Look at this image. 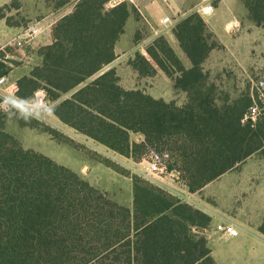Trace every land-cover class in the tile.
<instances>
[{"label": "trees", "instance_id": "1", "mask_svg": "<svg viewBox=\"0 0 264 264\" xmlns=\"http://www.w3.org/2000/svg\"><path fill=\"white\" fill-rule=\"evenodd\" d=\"M110 1L57 0V8L71 11L52 25L42 62L9 91L24 97L43 91L52 101L70 94L51 113L54 119L126 157H141L148 147L170 152L168 171L178 172L190 193L264 148L262 119H246L249 97L220 106L200 93L185 109L122 88L116 69L106 67L116 60L115 45L136 10L127 1L107 8ZM241 1L249 19L263 25L264 0ZM205 27L193 15L172 30L192 67L183 66L164 38L132 65L141 75L171 76L168 61L194 83L212 49ZM8 62L0 55V77L12 71ZM133 188V208L119 204L69 168L26 149L5 131L0 115V264H217L206 237L195 232L209 224L207 214L141 179Z\"/></svg>", "mask_w": 264, "mask_h": 264}, {"label": "rangeland", "instance_id": "2", "mask_svg": "<svg viewBox=\"0 0 264 264\" xmlns=\"http://www.w3.org/2000/svg\"><path fill=\"white\" fill-rule=\"evenodd\" d=\"M133 1L137 28L122 34L115 48L117 58L106 67V70L116 69L122 88L139 90L185 109L193 106L192 99L200 93L209 94L220 106L249 97L253 104L246 119L254 121L260 117L264 123V24L258 26L249 19L248 10L241 0H214L216 9L222 8L225 13L216 12L211 17L201 13L204 0ZM57 7V0H13L0 8V20L8 30L0 36V55H5L12 68L7 76L8 87L18 78L29 75L42 62V48L50 43L52 25L64 13ZM193 15L204 19L206 39L212 47L202 64V78L188 84L182 78L183 74L168 61L171 76L159 71L141 75L132 63L159 38H164L174 48L184 67L191 66L172 30L179 21ZM167 16L175 21L170 29H165L162 24V19ZM228 19L232 20L229 26L226 25ZM36 25L41 30L31 38L28 31ZM69 95L55 101L60 103ZM0 115L5 131L26 149L37 151L69 168L121 205L133 208L135 179L155 187L159 181L165 185L163 188L195 209L214 217L226 214L231 218H241L247 223L258 224L259 230L264 232V215H259L261 209L264 211V148L191 195L177 176L149 175L148 151L141 157H126L63 124L65 131L42 119L9 123L4 113L0 111ZM131 137L136 143L143 141L140 134H132ZM164 154L160 155L169 163L171 153ZM236 213H242L243 217ZM199 223L203 225L204 221L199 220ZM254 245L252 240L244 245H232L234 256L219 260L223 264H255L256 258L249 254ZM260 246L264 247V244L260 243ZM262 261L264 263V259Z\"/></svg>", "mask_w": 264, "mask_h": 264}, {"label": "crops", "instance_id": "3", "mask_svg": "<svg viewBox=\"0 0 264 264\" xmlns=\"http://www.w3.org/2000/svg\"><path fill=\"white\" fill-rule=\"evenodd\" d=\"M11 1L13 0H0V8L6 6L7 4H9ZM127 1L130 5L135 4L133 0H111L106 7L107 8H112L118 4H120L121 2ZM205 1V0H204ZM214 5V3H213ZM138 9L139 12H141V10L136 7ZM215 10L213 11V13H211L210 15H206L205 17H211L213 16L216 12L221 13L224 12L222 8L220 9H216V7L214 6ZM58 11L60 10L61 12H64L58 19L64 17L65 15H67L72 7L71 6H63V7H59L56 8ZM38 11V8L36 9ZM38 14V13H36ZM134 12L129 16L127 22H126V26H125V31L124 33H131L133 31H135V29L137 28L136 25V20L134 18ZM143 15V14H142ZM143 17L145 18V16L143 15ZM168 17V16H167ZM57 19V20H58ZM147 19V18H146ZM56 20V21H57ZM55 21V22H56ZM54 22V23H55ZM232 22V20H226V25ZM7 26L5 24L2 23V21L0 20V36L1 34H6L7 33ZM123 33V34H124ZM122 36V35H121ZM118 47V41L115 45V48ZM26 76V75H25ZM22 78V77H20ZM18 78V79H20ZM17 79V80H18ZM220 178V177H219ZM261 213H259L260 216L264 215V211H260ZM210 217V222L207 226L203 227L200 230H196L195 232L200 233L202 235H204L208 241V246L211 250V255L214 258L215 262L217 264H223V262H221V260H219L220 258H228L230 259L231 257H233L234 255L233 253V247L232 245H244L246 244L248 241L252 240L254 242V247L250 248V256H254L256 258L255 264H264L263 263V259H264V247L260 246V243L264 244V232H262L261 230H259V225L255 224V223H247L245 220L241 219V218H231L229 217V215L226 214H219V216L214 217L213 215H210L208 213H205ZM238 216H242L243 214H237ZM234 221L235 223L238 224V226L241 229L240 235L236 238H227L224 237L220 232L216 231V225L223 222V221ZM209 231V233H205ZM202 232V233H201ZM212 236V240L210 238V236ZM232 247V248H231ZM255 248V249H254ZM261 262V263H260Z\"/></svg>", "mask_w": 264, "mask_h": 264}, {"label": "built area", "instance_id": "4", "mask_svg": "<svg viewBox=\"0 0 264 264\" xmlns=\"http://www.w3.org/2000/svg\"><path fill=\"white\" fill-rule=\"evenodd\" d=\"M213 1L214 0H205L204 4L201 6V13L203 15H210L211 13H213V11L215 10L214 5H213ZM174 23H175V21L172 20L170 17H165L164 19H162V24L165 25V29L166 28L167 29L172 28L174 26ZM40 30H41V28L39 25L31 27L28 31V36L33 38L34 36H36L38 34V32H40ZM159 32H157L156 34H159ZM11 94L12 93L9 91L8 84H7V77H5V76L0 77V98H2L5 95H11ZM36 95L40 99L41 106H43L45 92H43V91L38 92ZM47 98L49 101H52L49 99L48 96H47ZM1 112L3 113V111H1ZM41 119L44 122H46L47 124H50L51 126L57 128V129H60L61 131H65V129L61 126V123L51 116V112H49L47 115L43 116ZM148 152L150 154V160L148 161V168H147L149 175H166L167 174V175H171L172 177L177 176L176 177L177 179L180 178V175L178 172L168 171L167 162H166V159L164 158L163 155H160L158 152H156L151 147H148ZM156 183H157V187L161 188L162 190H164L168 194L175 196L178 199H180L181 201H183V199L181 197H178L173 192L169 191L168 189L163 188L165 185L162 182L156 181ZM190 194L192 195V193H190ZM216 231L220 232L224 237L236 238L240 235L241 229L238 226V224L235 223L234 221H231V220L227 221L226 220V221H223V222L216 225Z\"/></svg>", "mask_w": 264, "mask_h": 264}, {"label": "clouds", "instance_id": "5", "mask_svg": "<svg viewBox=\"0 0 264 264\" xmlns=\"http://www.w3.org/2000/svg\"><path fill=\"white\" fill-rule=\"evenodd\" d=\"M58 107L59 103L57 101H49L46 93L43 106H41L40 99L35 93L30 97L11 94L0 98V111H3L9 123L14 120H23L25 122L40 120L49 112L55 113Z\"/></svg>", "mask_w": 264, "mask_h": 264}]
</instances>
